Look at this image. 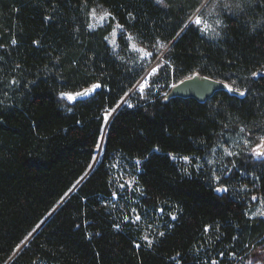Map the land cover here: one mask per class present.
I'll return each mask as SVG.
<instances>
[{"label":"trees","instance_id":"obj_1","mask_svg":"<svg viewBox=\"0 0 264 264\" xmlns=\"http://www.w3.org/2000/svg\"><path fill=\"white\" fill-rule=\"evenodd\" d=\"M202 2L0 0V264H264V218H250L234 188L250 185L264 205V156L240 152L219 186L202 174L241 127L254 144L264 135V0L223 12L215 39L189 22ZM95 6L111 16L90 30ZM126 33L166 50L152 88L133 91L104 134V114L147 68ZM194 74L244 97L165 99ZM94 84L85 100L61 96ZM118 168L130 169L134 189L117 187ZM134 214L163 222L151 246Z\"/></svg>","mask_w":264,"mask_h":264},{"label":"rangeland","instance_id":"obj_2","mask_svg":"<svg viewBox=\"0 0 264 264\" xmlns=\"http://www.w3.org/2000/svg\"><path fill=\"white\" fill-rule=\"evenodd\" d=\"M214 4H215V0H203L200 8L192 15L189 22L195 23V17L197 15H200L202 17V20L211 24L215 28L216 32L220 33L223 24L221 26H217L215 25V20L217 18L222 20L221 17L223 16V12L230 13L232 11L222 9V7H214ZM88 16H89L88 28L90 30H94L108 23L111 15L110 13H108L107 10L99 6H95L90 9ZM199 26L202 32L210 39H215L219 36V35L216 36L215 33L212 31H207V32L203 31L204 28L203 23ZM122 31H123L122 27L118 23L114 22L112 31L107 37V40L112 47L115 48L117 46V37ZM126 38L129 42L130 50L136 53L139 60H144L145 64L147 65L144 74L149 75L150 83L148 86L144 87L143 91L141 92L144 93L146 90L152 88L151 81H152V76L154 75L153 69H157L159 62L162 59L163 52L166 50V46H164L161 43H158L155 45V47H153L152 50H149L147 47L141 45L133 34L126 33ZM146 53H150L151 55H146ZM154 54H157V57L152 58V55ZM130 94L131 91L122 98V100L120 101L117 107H119L120 105H121L120 107H122L123 105H127L128 104L127 99ZM115 109L106 112V113H110L107 120H105L106 124L109 122ZM241 129L244 130V128L241 127L240 130L237 132V135L235 133L233 134L232 137L229 138L228 143L226 142L218 145L213 155L205 162L206 169H204V172L202 174L206 175L207 178H210L214 183H217V186H219L220 180L217 181L213 177L215 176L221 178L223 173L228 172L231 168L230 164L231 162H233L232 158L242 151H246L249 149V152L252 153L254 156H256L252 151V149L255 148L256 144H259L261 142V137H264V135H261L259 141L254 144L252 140H248L247 138L239 135L240 133L243 132L241 131ZM245 140H248L247 144L244 143ZM261 151H264V149H261ZM229 152L232 153V155H228L227 153ZM183 161L186 162L187 164L189 163L188 159H183ZM199 166L200 165H198L197 167L199 168ZM130 174H131L130 169L127 168L117 169V173L115 174V183L119 189L121 190L134 189V180L132 179ZM236 182L237 183L234 186V188L236 189L235 193L245 195L248 199L247 215L250 218H264V215H260V212L264 211V205L258 194L253 191V187H251L250 185L239 183V181ZM252 197H256V199L253 200ZM133 216L135 222H138L140 223V225L144 226L143 227L144 233L142 234V238L147 236L148 240H151L153 242V236L156 234V230H157L156 229L157 224L155 223L159 222L158 224H162L163 222L158 221L159 220L158 219L156 222H154V224H151L153 221H150V219L148 218H144V217L142 218L141 216L136 214H134ZM137 216L140 217L139 220L136 219ZM143 240L147 241L145 239Z\"/></svg>","mask_w":264,"mask_h":264},{"label":"water","instance_id":"obj_3","mask_svg":"<svg viewBox=\"0 0 264 264\" xmlns=\"http://www.w3.org/2000/svg\"><path fill=\"white\" fill-rule=\"evenodd\" d=\"M173 86L167 92V98H165L166 100H170V99H173V98H181V99H194L195 101H197L199 103H205L208 99H210L217 92H226L230 96H235V97H238V98H243L244 97V95H240L239 92L235 91L236 88H233V87L230 86L234 90L233 91H229L228 90V86L229 85L226 82H223V81H220V80H216V79H212V78H209V77H205V76H202V75H199V74H194V75H192L190 77H187V78L179 81L178 83H176ZM87 89H92V86L88 87V88H85V89H83L81 91H78V92H84ZM96 89L97 88H95L94 90L90 91L87 96H79L75 100H69L68 99V101L70 103H74V102H77V101L85 100V99L91 97L95 93ZM74 94L75 93H73V95ZM120 106L117 107L114 110L113 115L111 116L109 122L111 121V119L114 116V114L121 108ZM109 122L105 126L104 134H105V130H106V127L109 124ZM104 134H103V136H104ZM94 165H95V163H94ZM94 165H92V167L87 172L85 177L89 174V172L94 167ZM73 191H74V189L55 207V209L49 214V216L31 233V235L19 247V249L16 251V253L14 255H16L28 243V241L38 232V230L55 213V211L62 205V203L69 197V195Z\"/></svg>","mask_w":264,"mask_h":264},{"label":"snow or ice","instance_id":"obj_4","mask_svg":"<svg viewBox=\"0 0 264 264\" xmlns=\"http://www.w3.org/2000/svg\"><path fill=\"white\" fill-rule=\"evenodd\" d=\"M246 2L250 3V0H215L214 7H222V9L229 10V11H232L233 9H237V10H241L242 11L243 10V4L246 3ZM202 23L204 25L203 31H205V32L212 31V32L215 33L216 36L219 35V32H216L215 28L211 24H209L206 21L202 20V17L200 15H197L195 17V24L196 25H201ZM222 24H223V21L221 19L217 18L215 20V25L221 26ZM13 43H15V41H13ZM146 55H151V54L150 53H146ZM157 70L158 69H153V73H155ZM252 75L256 76L257 73L253 72ZM98 87H100V85L94 84L92 86V89H87L84 92H77L74 95L71 94V93H66L65 92V93H61V96H64V97H66L69 100H75L79 96H87L90 91H92V90H94L95 88H98ZM144 87H145V85L141 84L140 90L143 91ZM228 90L229 91H233L234 89H232L230 86H228ZM235 91L239 92L240 95H244L245 94L243 91H240L239 89H235ZM126 95H127V93H126ZM165 98H167V94H165ZM129 107H132V105H129ZM109 115H110V113H105L104 114V119L107 120ZM241 131H243V129H241ZM244 143L247 144L248 140H245ZM97 147H99V144L97 145ZM261 149H264V137H261V142L259 144H256L255 148H253L252 151L254 152V154L256 156H264V151H261ZM227 154L228 155H232V153H230V152L227 153ZM185 159H188V158L185 157ZM213 178L216 179L217 181L220 180V177H215L214 176ZM121 187H123V186H121ZM137 190H139V189H137ZM216 191H218V192L219 191H227V189L226 188H217ZM113 195H115V193ZM252 199L255 200L256 197H252ZM260 215H264V211L260 212ZM175 218H176L175 216L172 217V219H175ZM125 219H128V218L125 217ZM136 219L139 220L140 217L137 216ZM115 227H119V225H115ZM205 230L207 231V228ZM29 235H31V234H29ZM160 235L162 236V235H164V233H160ZM143 239L147 240L149 246H151L152 241L148 240L147 236L143 237ZM137 247H139V245H137ZM221 255H223V253H221ZM212 264H216V262L213 261Z\"/></svg>","mask_w":264,"mask_h":264},{"label":"built area","instance_id":"obj_5","mask_svg":"<svg viewBox=\"0 0 264 264\" xmlns=\"http://www.w3.org/2000/svg\"><path fill=\"white\" fill-rule=\"evenodd\" d=\"M150 83V79H149V75L148 74H144L139 81L135 84V86L133 87V89L131 90V93L133 91H136L138 93H141L142 91L140 90V86L141 84H144L145 87L148 86Z\"/></svg>","mask_w":264,"mask_h":264}]
</instances>
